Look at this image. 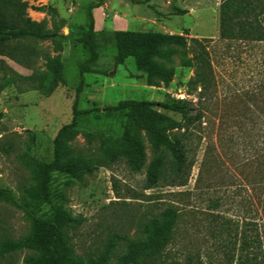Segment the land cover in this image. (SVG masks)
Listing matches in <instances>:
<instances>
[{
    "label": "rangeland",
    "instance_id": "obj_1",
    "mask_svg": "<svg viewBox=\"0 0 264 264\" xmlns=\"http://www.w3.org/2000/svg\"><path fill=\"white\" fill-rule=\"evenodd\" d=\"M221 2L6 1L16 18L29 17L49 33L22 37L13 44V57L0 55V187L22 204L0 200V240L44 231L49 205L41 164L55 160L58 147L51 190L78 219L65 230L77 257L99 264H184L189 258L264 264V190L258 177L264 169V43L221 39ZM90 15L98 56L82 80L80 63L91 56L83 42ZM176 35L208 38L214 82L207 102H197L194 69L183 63L191 52ZM184 99L204 115L191 132L189 181L171 186L162 180L148 188L155 136L140 113L119 103L154 102L145 115L173 137L182 133L176 127L182 117L163 104ZM74 108L78 122L71 125ZM137 140L146 161L133 170L126 152ZM208 146L213 167L198 187ZM169 209L178 217L169 243L160 248L146 228ZM135 244L139 252L130 260ZM30 255L20 250L0 264H24Z\"/></svg>",
    "mask_w": 264,
    "mask_h": 264
},
{
    "label": "trees",
    "instance_id": "obj_2",
    "mask_svg": "<svg viewBox=\"0 0 264 264\" xmlns=\"http://www.w3.org/2000/svg\"><path fill=\"white\" fill-rule=\"evenodd\" d=\"M7 0H0V55L13 57V44L22 37H44L49 31L29 17L16 18L13 11L10 10ZM90 24L83 42L91 52L90 58L86 62L80 63L81 77L84 80V73L88 63L95 61L98 56L96 45L93 41L94 19L90 15ZM220 37L224 40L241 41L245 43H264V0H222L220 6ZM183 47H188L191 57L183 58L186 66L194 69V76L191 80L193 89H200L197 102L209 101L211 87L214 82L212 69V57L207 44L208 38L188 37L184 35L172 36ZM155 69V68H153ZM159 73L165 74L162 68H158ZM168 75L164 76V80ZM264 88V85H263ZM80 88H78V91ZM254 98L256 96L254 95ZM264 99V98H263ZM264 102V100H263ZM154 102L126 100L119 103V107L130 108L133 112L140 113L147 127L155 136V150L157 156L149 166L147 176V187L164 180L171 186H185L189 181L194 162L189 159V141L191 132L203 122V113L193 100H172L163 105L182 117V121L176 124V127L182 131L181 134H175L168 137L160 128L156 127L150 117L145 115L147 109H150ZM264 112V111H263ZM79 111L74 108V117L71 125L78 122ZM59 136L57 141L59 142ZM58 147L56 149V159L41 164L42 170V192L44 201L49 205L44 217V231L36 236L24 239H3L0 240V259L5 258L18 251L28 250L31 255L24 264H99V260L86 262L75 255L74 248L66 238L65 230L69 226L78 223V219L71 211L64 209L55 199L51 190L52 171L58 164ZM210 147L206 150L205 157L201 163L200 172L196 180V186L203 182L205 172L211 174L212 162L210 160ZM126 156L133 170H140L146 161V152L141 140H137L130 145ZM264 165V163H263ZM68 173H73L70 165L67 168ZM258 174V173H257ZM262 191L264 190V169L258 174ZM247 177L245 176V179ZM248 179V178H247ZM223 182V181H222ZM0 200L15 206H21L12 192L0 187ZM264 203V201H263ZM36 211L32 210V215ZM178 212L169 209L165 217L159 221L154 220L146 229L149 237L154 241L157 247H165L171 238L175 229ZM139 252L137 244L130 247V260L134 259L135 254ZM142 264H148L143 262ZM184 264H201L194 262L191 258Z\"/></svg>",
    "mask_w": 264,
    "mask_h": 264
}]
</instances>
